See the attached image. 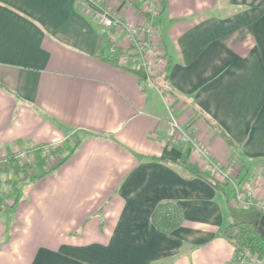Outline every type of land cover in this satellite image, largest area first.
I'll return each mask as SVG.
<instances>
[{"label": "crops", "instance_id": "crops-1", "mask_svg": "<svg viewBox=\"0 0 264 264\" xmlns=\"http://www.w3.org/2000/svg\"><path fill=\"white\" fill-rule=\"evenodd\" d=\"M99 2L145 17L143 0ZM90 16L82 0H0V83L10 90L0 87V152L60 142L66 156L2 185L11 203L0 207V264H234L221 232L230 191L176 165L210 175L190 143L170 141L167 122L170 107L211 161L236 181L253 178L264 199V0H162L156 43L178 95L163 75L150 83L102 59L110 33L118 47L124 35ZM164 200L184 217L169 234L149 220Z\"/></svg>", "mask_w": 264, "mask_h": 264}, {"label": "built area", "instance_id": "built-area-1", "mask_svg": "<svg viewBox=\"0 0 264 264\" xmlns=\"http://www.w3.org/2000/svg\"><path fill=\"white\" fill-rule=\"evenodd\" d=\"M82 5L90 9V18L97 25L108 31L123 33L125 46L120 47L117 56L122 66L141 72L145 80L150 83L162 75L160 70L165 69L167 62L156 43L160 33L156 20L162 8V0H143L142 11L145 17L138 22L113 14L102 6L99 0H82ZM110 39L113 44L109 48V54H113L118 51V46L115 45L116 36L110 33ZM162 94L166 102L171 99L167 93L162 92ZM167 123V136L172 143L177 142L178 139L190 143L193 151L202 159L210 176L219 182L229 183L230 203L234 207L254 208L264 216V199L258 195L257 184L253 178L247 177L236 181L231 175V166L222 168L218 163L211 161L206 147L196 141L191 129L182 127L170 107ZM59 145L60 142H57L39 145L36 148L16 147L9 152H0L1 175L7 181H12L25 178L26 174L34 175L33 170L37 166L53 167L62 155L57 149ZM17 166L19 169L15 172L14 168ZM9 200L6 203H9ZM234 264H264V261L244 252L236 257Z\"/></svg>", "mask_w": 264, "mask_h": 264}, {"label": "trees", "instance_id": "trees-1", "mask_svg": "<svg viewBox=\"0 0 264 264\" xmlns=\"http://www.w3.org/2000/svg\"><path fill=\"white\" fill-rule=\"evenodd\" d=\"M104 39L105 37L102 35V40ZM106 48H107L106 45H104L101 48L100 50L101 54L99 56L102 59L114 65L122 66L119 63L117 57L118 52H120V47H117L118 51H116V53L113 54H109V52H105ZM137 74L140 75V77L143 76L141 72H137ZM161 81L165 89L173 92V89L168 85L167 78L165 75L162 76ZM0 87L6 89L7 91H10L8 87L5 86L3 83H0ZM206 121L215 130L220 131V134L226 140L227 143L234 146V142L227 135H225L220 130V128L217 127V124L210 122L209 119H206ZM57 149H60V145L57 147ZM65 159L66 156L62 154L61 158L57 161V163L53 167L47 169L48 170L55 169L61 163H63ZM176 165L179 168H181L183 171L187 172L189 175L203 178L205 181H207L209 184H211L216 188H224L222 182H219L216 179H214L212 176L199 171L197 168L188 167L186 165H181V164H176ZM14 169L15 172H17L19 168L17 166ZM3 177L4 176H0V182L1 181L3 183L5 182L10 187H13L15 184L28 179L29 174H26L25 178L15 179L12 181H7ZM228 210L230 215V223L227 227L222 228L221 232L228 239V241H230L234 245L235 259L239 254L244 253L246 251H249L250 253H255L257 255H262L264 257V236L262 235L260 230V219L263 215L254 208H249V209L236 208L232 206L231 203L229 204ZM183 219L184 217L181 209L178 207V205L175 202L171 200H164L158 202L155 205L149 217V220L152 223V225L164 234H169L173 230L178 228L182 224Z\"/></svg>", "mask_w": 264, "mask_h": 264}, {"label": "rangeland", "instance_id": "rangeland-1", "mask_svg": "<svg viewBox=\"0 0 264 264\" xmlns=\"http://www.w3.org/2000/svg\"><path fill=\"white\" fill-rule=\"evenodd\" d=\"M160 69V68H159ZM161 74L163 75L164 74V69H161L160 70ZM35 169V168H34ZM47 169V168H46ZM34 172V170H33ZM0 176H3V175H0ZM31 175H29L30 177ZM5 178V177H3ZM5 184V182L3 183L2 181L0 182V207H4L5 205L11 203V201L9 200L8 202L9 203H6L8 199H10V197L8 196V189H6L5 187H2V185ZM6 186V185H5ZM224 189L227 190L228 192L230 191V185H226L224 186ZM233 206V205H232ZM8 210V209H7ZM248 253H250L249 251H246ZM251 255L252 254H255V253H250ZM264 260V259H263Z\"/></svg>", "mask_w": 264, "mask_h": 264}, {"label": "water", "instance_id": "water-1", "mask_svg": "<svg viewBox=\"0 0 264 264\" xmlns=\"http://www.w3.org/2000/svg\"><path fill=\"white\" fill-rule=\"evenodd\" d=\"M260 230L262 235L264 236V216H262L260 219Z\"/></svg>", "mask_w": 264, "mask_h": 264}]
</instances>
